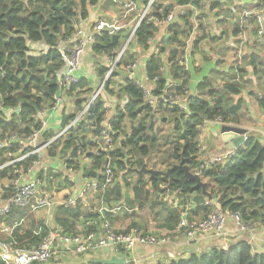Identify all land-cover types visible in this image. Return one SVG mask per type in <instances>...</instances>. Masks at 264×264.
Here are the masks:
<instances>
[{"label": "trees", "instance_id": "obj_1", "mask_svg": "<svg viewBox=\"0 0 264 264\" xmlns=\"http://www.w3.org/2000/svg\"><path fill=\"white\" fill-rule=\"evenodd\" d=\"M99 1L0 0V142L9 139L14 142L10 148L0 150V164L4 162L2 157L7 150L13 148L16 150L20 142L22 143L33 131L40 129L37 115L53 107L55 97L60 91L58 74L62 70L63 62L57 51V44L66 40L75 31L76 23L85 20L90 9L95 8ZM148 2L149 0H140L142 6ZM189 3L188 0H155L153 14L166 15L173 4ZM192 5L195 8L200 7L198 2H193ZM214 8L212 5L211 9ZM191 17L192 13H187L179 22L167 28L168 66L164 74L160 72L161 63L154 55L144 60L146 79L149 83L156 79L154 89L151 90L152 96L158 97L162 94L166 79L178 80L181 83V86L175 89L178 94L187 89L191 71L184 70L178 59L184 52L185 42L193 28ZM251 25L248 37L257 38L261 27L255 21H251ZM233 29L234 35H237V30ZM156 34L157 29L146 20L139 24L134 34V43L140 52L149 51L151 47L147 41L155 38ZM126 37L127 35L122 33L109 35L108 31L104 30L96 39L92 50L96 55L113 56L121 49ZM203 39L204 35L195 39L192 42V49L198 50ZM36 44L45 45L47 51L36 52L34 49ZM160 52L165 53L166 50L160 48ZM133 59L135 54L131 53L129 47L120 65ZM242 60L246 66L252 67L254 75L264 77V55L251 53ZM107 71V67H101L98 71L99 78L103 79ZM234 71L235 69L225 74L212 70L211 75L198 83L196 94L189 95L187 91L182 98L188 112H183L174 105H163L161 102L152 109L144 103L142 91L123 73L125 84L121 87L114 81L119 77L116 74H113L105 84L102 97L117 98L123 94L126 100L124 105L115 108L114 115L109 121L115 148L108 152V156L115 170V178L118 173H123L122 176L136 177L132 188L131 206L135 205L137 214L157 208L159 212L156 215H163L162 219L167 229L165 235L175 234L184 217L189 221L206 218L212 207L206 204L186 211L189 205H192L191 198L199 194L201 188L195 187V182L187 180L178 171L172 172L171 183V190L175 193L173 197L175 200L171 201L173 203L176 201V205L168 201L153 202V195L167 197V178L154 175L151 181L147 182V179L141 178L149 176L148 174L135 175L130 172L139 170L145 163L147 168L164 172L182 161L189 173L199 175L201 182L206 185V191L214 197L222 212L239 213L245 224L259 226L264 230V147L258 140L254 137L247 138L235 157L224 166L215 164L204 166L198 160V127L204 120L214 121L220 118L225 125L243 124L242 99L238 98L235 103L232 99L239 96L243 89L242 79L247 68L240 67ZM219 82H222L221 87ZM90 91L88 83L80 80L66 92V95H84L85 98L77 97L75 112L61 118L59 132L81 112L83 104L88 102L86 97ZM258 104L264 108V98H261ZM103 122L102 102L92 104L77 122L76 127L68 129L64 135L57 138L45 154L53 159L59 154L65 155L64 160L68 167L84 178L100 180L98 175L105 164V160L103 161L105 154L96 150L98 146L93 140L99 137ZM86 127L89 129L87 136ZM57 134L45 129L41 140L46 142ZM91 136L92 142L89 140ZM118 138L121 139L117 144ZM97 151L99 155L96 154ZM36 163L38 158L31 156L18 167L26 174ZM6 174L9 176L6 186L8 196L5 200L13 194L10 185L13 180L12 169H3L0 178ZM110 193L115 194L116 200L122 199L121 188L116 183L103 193L104 201H108ZM103 194L98 193L97 198L100 199ZM83 209L86 208L80 204L68 208L58 207L59 216H53V228L49 229L42 225L37 231L39 233L35 232L33 238H30V245L37 246L40 239L51 231L69 238L102 233L103 225L109 224L106 218L98 214L84 213ZM19 214L14 213L10 218L13 220L23 212ZM80 218L84 222L90 220L92 223L84 230L75 232L72 220ZM128 229L121 232L111 230L115 233H127L131 230ZM93 263L94 261L91 262ZM169 264H264V254H254L252 247L246 241H241L227 249L213 246L191 253Z\"/></svg>", "mask_w": 264, "mask_h": 264}, {"label": "built area", "instance_id": "obj_2", "mask_svg": "<svg viewBox=\"0 0 264 264\" xmlns=\"http://www.w3.org/2000/svg\"><path fill=\"white\" fill-rule=\"evenodd\" d=\"M125 8L122 16L113 22L111 26L103 21H98L94 25V33L91 36L85 37L84 31L81 28L83 21H78L76 23L75 31L64 41H60L57 44V51L59 52L63 66L61 72H59V81H60V91L55 97L54 105L50 110H47L43 113L37 115L39 118L40 129L33 131L28 137H26L22 143L16 148V150H7L3 159L4 162L0 164V171L5 168L12 169L13 180L11 182V187L13 189V194L0 205V219L6 218L10 215L11 211L14 208L24 209L29 208L31 212H37L39 210H45L50 212L54 207H74L78 204L84 205L89 196H95L98 193L103 194L105 191L115 184V170L113 168L111 159L109 158L108 152L111 150L113 145V138L111 136L112 132L110 130V119L113 117H108L109 109L111 106L108 103L102 101L105 97H102L105 91V84L108 79L113 74H126L127 78L135 83V85L142 91L143 101L145 104H151L153 101H160L164 105H174L179 110L183 112H188L186 103L183 102V96L187 94V89L180 94L174 92L176 88L181 86L179 81H174L172 79H166L165 87L160 96H152L151 90L154 89V82L149 83L150 86L144 85L142 82L137 79V71L139 67V59L135 58L130 62H126L122 65L123 55L127 49H129V44L134 40V34L142 21L150 23L157 31L159 29H165L181 20L187 13H192L191 20L193 22V28L189 35V39L185 42V48L183 54L179 57L178 63L188 71L191 69V66H195V55L188 56L191 53L192 42L199 36H202L204 30L202 26L199 25L198 17L200 12L203 10H208L209 13H212L215 9L221 8L220 5L224 7L225 15L232 20V28L237 30V47L234 49V69L235 71L241 67L242 57L244 56V50L246 45L249 42L248 30L252 28L251 21H255L259 25H264V0H251V6L253 8L237 6L236 0H188L190 2L187 5H176L173 4L171 10L166 14H160L156 16L153 14V3L155 0H149V2L142 6L140 0H124ZM193 2L199 3V8H195L192 5ZM165 3H168L165 1ZM138 4L143 7L141 14L134 17L132 22L128 23L127 19L130 13V7ZM215 7L211 9V6ZM129 31L126 33L127 37L122 45L121 49L114 53L113 56H106L107 68L108 71L104 75L103 79L99 78V84L92 90L90 96L91 99L88 100L87 104L84 105L81 112L71 121L58 135L49 139L46 142L41 140V136L45 131V121L40 118L41 115L45 114L48 111H55L56 108L63 102L66 92L71 89L72 86L76 85L81 79L77 76V71L80 66V59L84 50L87 47H92L96 43V39L99 37L100 33L104 30H107L109 35H115L121 33L123 30ZM168 33V31H167ZM169 33L167 34V38ZM154 38L147 41L149 47L153 44ZM65 44H69L68 49L64 48ZM160 48L155 47L151 52V55H154L159 59ZM148 52H146L147 54ZM189 57L191 63L188 64ZM148 58V57H147ZM160 61V59H159ZM161 63L160 72L165 73L167 64ZM197 68V67H196ZM234 71V72H235ZM121 72V73H119ZM239 74H237L238 79ZM222 86V83L219 84ZM153 87V88H152ZM97 102H102L104 110V122L103 129L100 130L99 137L95 139L97 144V150L103 154V161L105 164L99 172V179H88L81 177L76 171L68 167L66 162L64 164L65 172L70 176L65 179L67 188L72 190L60 204H56L53 201L52 196H47L41 194L39 190L40 182L36 178H31V174L34 171L35 167L41 163L45 152L51 148L54 141L70 129L74 128L77 122L81 117L87 112L88 108ZM114 113V111H113ZM114 115V114H113ZM216 123L219 125L222 124L220 118H216L214 121L204 120L202 124L198 127V137L201 132L206 128L207 124ZM247 137H245L246 141ZM11 139L0 142V150L3 148H10ZM96 152L99 155V152ZM238 150H227L224 154L213 158L210 161V165H226L230 159L234 158ZM31 156H36L38 158V163H36L34 168L30 167L25 174L22 168H19L18 165L25 162L27 158ZM32 168V169H31ZM29 175V179H25V176ZM76 176H80L82 179L81 186L73 187L75 184ZM104 195V194H103ZM102 195V196H103ZM212 207L211 213L204 219L201 220H192L189 221L185 217L179 223L178 230L175 234L156 236L153 234L145 233L136 229H131L127 233H115L111 230L109 224L105 223L103 225L102 233H89L83 236L75 237H62L59 236L56 232H49L46 236L40 239V242L37 246L21 249L15 248V244L12 242L13 230L5 228L4 233H6L11 241H0V261L3 264H46L51 259L56 257L57 252L68 253L71 255H86V254H101L104 250L112 248L117 255L122 256L120 258H125L128 263H133V260L130 259L131 251L136 247H151V248H162L165 246L173 245L180 239L186 241H193L199 236H207L213 234L216 236H222L224 234L225 224L228 220L232 221L237 229L242 233H251V237L248 241L254 240V234L257 226L245 224L242 221L241 215L239 213L232 212H222L215 203H208ZM17 225L14 226V228ZM13 228V229H14ZM39 233V232H37ZM223 249H227L226 247ZM255 254V253H254ZM116 257V256H115Z\"/></svg>", "mask_w": 264, "mask_h": 264}, {"label": "crops", "instance_id": "obj_3", "mask_svg": "<svg viewBox=\"0 0 264 264\" xmlns=\"http://www.w3.org/2000/svg\"><path fill=\"white\" fill-rule=\"evenodd\" d=\"M236 3L237 6H248V8H253L251 6V0H236ZM220 6L221 8L215 9L212 13H209L208 10H203L200 12L198 17V23L200 26H202L206 35L205 39L208 38L210 41L205 43L204 39V41L198 46V50H193L191 46L192 50L188 56H192L193 53H197L195 55L194 61L198 71L193 69L196 68L194 66H191V69L189 70V72L191 71L190 76H197L193 82L191 81V77L188 80L189 82L187 84V91L189 95L196 94V86L204 77L211 75L212 70H218L227 74L229 71L234 69V49L237 47L238 39L237 35H234L233 33L234 29L232 28V20L228 17V15H225L224 7L222 5ZM124 8V0H100L95 8L90 9L87 19L81 25L85 37L91 36L94 33L93 28L98 21L105 22L109 28L113 22L122 16L124 13ZM136 8H141V6L135 4L129 9L130 13L127 19L129 25L134 17H136L131 15V10ZM212 21L216 26V32L210 33L206 28ZM258 26L261 27V31L258 33L257 38L251 37L249 39V42L244 50V58L251 53L260 54L261 56L264 55V25L261 26L258 24ZM121 33L125 35L127 30L125 29ZM167 34V30L159 29L154 38L153 44H151V48L149 51H147V54L146 52H140L138 47H134L133 49L130 48L131 53L135 54V58H138L140 62L136 77L146 86H150V84L145 77L144 60L151 55L153 48L159 46L166 50L165 53L162 52V54L159 53L158 55L160 61L162 63H166L168 57L167 52L169 49V45L166 44V39L169 38H167ZM252 43L255 45H252ZM69 47V44L64 45V48L66 49ZM34 49L36 52L47 51V47L43 44H36ZM190 63L191 59L189 57L188 64ZM107 65L108 63L106 56L96 55L94 54L92 47H87L81 56L77 76L79 79L85 80L88 83L92 92V90L99 84V69L101 67L106 68ZM241 68H247V72L245 71V76L242 79L243 89L241 90L239 96L233 97L232 101L235 103L238 98L242 99L243 124L240 126L229 124V126L245 129L247 131V138H256L258 142L264 147V108L260 107L258 104V101L261 98H264V77L254 75L252 73V67L248 65L246 66L243 63V60L241 62ZM220 83L222 82H219V84ZM79 96H83L82 99L85 98L84 95H77L76 97ZM110 99L112 98L107 96L102 101L108 103L111 106L109 102ZM116 99L118 103H122L123 105L125 104L126 100L124 96L117 97ZM73 100L74 99L72 96L67 95L55 111H48L40 116V118L45 121V129L48 132L54 134L59 133L61 118L64 116H70L76 110L75 101L78 99L76 98L74 102ZM158 102L160 101H153L151 104L146 105L154 109ZM161 104L163 103L161 102ZM113 111H115V108L111 106L108 117L113 116ZM220 128L221 125L219 124L209 123L198 137V160L204 166L209 165L213 158L220 156L227 151L226 145L221 140ZM88 133L89 129L86 127V136ZM89 140L92 142L93 137L91 136ZM93 141L95 142V139ZM64 164L65 160H60V157L57 156L53 159L49 158L45 154V157L42 159L41 163L35 167L34 171L30 175L31 178L38 179L40 183L46 178V181L52 184L54 189L52 197L54 196L58 200L56 204H60L61 201L72 191L70 188L65 189V183L68 182L63 181L70 175L65 172ZM148 168L153 169L151 167ZM130 170L131 169H128V171ZM57 172L62 173V176L58 179H56V177L59 175ZM122 175L123 173H118L115 181L116 185L121 188L122 199L116 200L114 193H110L107 202L103 200L105 198L104 195L101 196L100 199L97 198V195L89 196L83 205V207L86 208L83 209L84 213L101 215L103 218H106L109 225L111 226V229L116 232H121L129 228L137 229L139 231L156 236H164L167 232V229L162 219L163 215H156V213L159 212L157 208L137 214L138 211L135 205L131 206L133 201L132 188L136 182V177ZM7 176L9 175L6 174L0 178V205L8 196V191L6 190V186L8 185ZM39 176H44V178L40 179ZM47 177L52 178V181H50ZM148 177L149 176H143L141 179L146 180ZM25 179H29V175L25 176ZM81 183L82 179L80 176H76L75 184L72 186L74 187L76 185V187H79L81 186ZM124 184H126V186ZM166 199L169 198L165 197L164 195H153L152 197L153 202L155 201L157 203H163L166 201ZM171 200L175 199L170 198L168 203H173ZM174 202L176 203V201ZM175 203H173V205H176ZM211 203L217 204V201L214 199L211 201ZM189 206L190 207H188L186 211H189L191 208L195 207L193 204H190ZM57 209L58 207H54L50 212L45 210L31 212L29 208H14L10 213L11 216L8 215L6 218L0 219V241H11L10 237L4 233L5 228H7L13 230L14 234L12 235V242L15 244V248L26 249L33 247V245H30L29 243L30 238H33L34 233L37 232L42 225L49 229L53 228V216H59ZM22 212L23 214L21 216H15V219L13 220L10 218L14 213L21 214ZM72 222L74 223L73 228L75 232L84 230L90 225V223H92L90 220L84 222L82 218L74 219ZM15 225H17V227L14 228ZM250 237L251 233L240 232L236 225L232 221L228 220L225 224L224 234L222 236L209 234L207 236H199L197 239H194L191 242L180 239L173 245L162 248H151L145 246L136 247L131 251L130 259L133 260L132 264H169L173 260L185 258L191 253L200 252L213 246L228 248L229 246H233L241 241H246L248 243ZM250 246L252 247L253 253L264 254V230L261 229V227L257 226L254 234V240L250 242ZM62 254L70 255L68 253H61L52 259H56L55 263L50 264H70V260L61 257ZM115 256L117 257L114 250L112 248H108L101 254H81V259L77 262V264H91L92 261H94L93 264H99L104 261H108ZM120 257L122 256H119V258ZM1 263L2 262L0 261V264Z\"/></svg>", "mask_w": 264, "mask_h": 264}, {"label": "water", "instance_id": "obj_4", "mask_svg": "<svg viewBox=\"0 0 264 264\" xmlns=\"http://www.w3.org/2000/svg\"><path fill=\"white\" fill-rule=\"evenodd\" d=\"M246 134L247 131L240 127L222 125L220 128L221 140L226 145V149L229 151L234 149L239 150L240 148H242L245 142ZM173 171H178L179 173H182L187 180L195 182V187L201 188V192L199 194H195L191 198V202L195 207L200 205H206L210 203L212 200H214V197L206 191L205 189L206 185L203 182H201L199 175L189 173L187 167L183 164L182 161L177 165H173L171 168H169L164 172L149 169L146 167V163L139 170H132V172L137 175L141 173L148 174L149 178L147 179V182H150L154 175H158L162 178H167L166 190H167V197L169 199L175 196V193H173L171 190ZM102 263L128 264L125 258H117V257H112L110 260L104 261Z\"/></svg>", "mask_w": 264, "mask_h": 264}, {"label": "rangeland", "instance_id": "obj_5", "mask_svg": "<svg viewBox=\"0 0 264 264\" xmlns=\"http://www.w3.org/2000/svg\"><path fill=\"white\" fill-rule=\"evenodd\" d=\"M162 7H164V6H162ZM143 9V7H141V8H136V9H132L131 11H132V13H131V15L132 16H138V15H140L141 14V10ZM129 29L130 28H127V32L129 31ZM207 31L208 32H210V33H212V32H216V26H215V24H214V22L212 21V22H210V25H208L207 26ZM126 35V34H125ZM203 35L206 37V35H205V33H203ZM204 41V39L201 41V43ZM210 40H208V38H206L205 39V43L206 42H209ZM200 43V44H201ZM134 46L135 47H137L136 45H135V43H134V40H132L131 42H130V44H129V47L131 48V49H133L134 48ZM193 69H195L196 71H198V68H193ZM197 76H195V75H192L191 76V81L193 82L194 80H195V78H196ZM123 79H125V76H123V75H119V77H117V78H115L114 79V81L117 83V85H119L120 87L123 85V84H125L124 83V80ZM91 94H92V92L90 91L88 94H87V98H88V100L89 99H91L90 98V96H91ZM77 96V95H76ZM76 96H72V98L74 99L73 100V102L76 100ZM121 96L123 97V94H121ZM110 98H112V97H110ZM109 102H110V104H111V106H113V108H117V107H120V106H122L123 104L122 103H118L117 102V99L116 98H112V99H110L109 100ZM80 113V112H79ZM78 113V114H79ZM77 114V115H78ZM76 127V126H75ZM74 127V128H75ZM61 132V131H60ZM59 132V133H60ZM58 133V134H59ZM120 139L121 138H118L117 139V144H118V142L120 141ZM115 147H114V145H112V147H111V149H114ZM58 157H60V160L62 159V160H64L65 159V155H61V154H59L58 155ZM42 161V160H41ZM57 174H59L57 177H56V179H58V178H60L61 176H62V173H58L57 172ZM39 178L40 179H43L44 178V176H39ZM47 178H49V177H47ZM49 180L50 181H52V178H49ZM43 182V183H42ZM41 183H40V185H39V190H40V192H41V194H43V195H47V196H52L53 195V191H54V189H53V186H52V184L51 183H49V182H47L46 181V178L45 179H43V181H42ZM63 182H65V180L63 181ZM65 187H66V185H65ZM53 198V201L54 202H57L58 200L56 199V197H52ZM169 199H166V201H168ZM59 253L60 252H57V254L59 255ZM62 253H64V252H62ZM61 257L62 258H67L68 260H70V264H77V262L81 259V255H67V254H62L61 255ZM56 260V259H55ZM55 260H50L49 262H47L46 264H50V263H55Z\"/></svg>", "mask_w": 264, "mask_h": 264}]
</instances>
